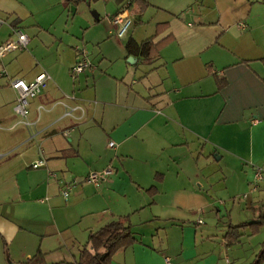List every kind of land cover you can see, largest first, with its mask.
<instances>
[{"label":"crops","instance_id":"obj_1","mask_svg":"<svg viewBox=\"0 0 264 264\" xmlns=\"http://www.w3.org/2000/svg\"><path fill=\"white\" fill-rule=\"evenodd\" d=\"M93 1L0 0V43L16 28L31 38L0 59V264L38 252L75 262L90 233L119 217L137 242L112 264H252L262 229L226 236L249 210L264 212V179L252 188L255 167L264 172V0H142V10L108 0L113 15L130 4L138 22L117 42L88 37ZM130 37L161 47L148 62L128 53ZM80 49L93 65L74 78ZM42 72L49 85L21 119L11 80ZM41 157L47 165L33 168ZM107 168L99 187L85 180ZM231 181L248 202L240 215L236 198L220 197L234 194Z\"/></svg>","mask_w":264,"mask_h":264},{"label":"built area","instance_id":"obj_2","mask_svg":"<svg viewBox=\"0 0 264 264\" xmlns=\"http://www.w3.org/2000/svg\"><path fill=\"white\" fill-rule=\"evenodd\" d=\"M131 5L128 4L124 9L118 11L111 17V23L116 29L118 37L124 36V34L130 29L135 21V13L131 10ZM7 24L5 18L0 17V28ZM31 42L30 36L21 28H16L13 31V36L7 41L0 43V59H3L8 54L14 51H23L28 49ZM82 51V57L72 66L70 74L72 77H77L87 69L91 68L93 63L85 58V51ZM6 74V72L4 71ZM51 76L42 72L38 74L34 80L27 81L23 78H14L11 80L12 87L17 91L18 96L14 105V113L21 119H26L30 114L31 100L39 97L44 93L49 85ZM114 141L109 142V146L113 147ZM43 155V153H42ZM47 165L46 160L41 157L31 164L33 168H41ZM112 168H107L100 171H92L86 177L85 180L97 187H99L105 180H107L113 174ZM53 177H57L55 174H51ZM264 172L262 168L255 167L254 180L252 182V188L255 190L257 183L263 180ZM77 184V181L70 184L63 182L62 193L67 196L72 188ZM166 264H173L170 258H166Z\"/></svg>","mask_w":264,"mask_h":264},{"label":"trees","instance_id":"obj_3","mask_svg":"<svg viewBox=\"0 0 264 264\" xmlns=\"http://www.w3.org/2000/svg\"><path fill=\"white\" fill-rule=\"evenodd\" d=\"M137 3L144 8L145 1L130 0V3ZM165 27V25H161ZM160 28V26L158 27ZM161 43L154 44L152 39L138 42L130 37L126 43L129 54L142 55L144 60L152 61L156 53L159 51ZM128 217H119L107 223L97 231L91 232L89 235L88 245L82 250L79 258L75 262H58L53 264H112L115 254L122 248L129 247L137 242L132 230ZM264 227V212L258 219L249 222H243L239 225H230L227 238L229 244L235 243L240 237V230L249 228L252 234H257ZM264 263V243L252 264ZM28 264H48L42 252H38Z\"/></svg>","mask_w":264,"mask_h":264},{"label":"rangeland","instance_id":"obj_4","mask_svg":"<svg viewBox=\"0 0 264 264\" xmlns=\"http://www.w3.org/2000/svg\"><path fill=\"white\" fill-rule=\"evenodd\" d=\"M93 2H94V4L91 5L92 7L89 6L91 8L87 11L88 13H86V15H83L82 16V14L80 13V16H82V20L84 21V24L83 25H85V24L86 25H88V24L89 25L90 24H94L93 27L89 28L88 37H90V33L91 32L96 31L98 34L101 35V37L106 35L108 37V39H110L113 42H117V40H120L121 41L122 39H124L125 36L128 33L126 32L122 38H119L117 36V34H116V29L113 28V26H112L111 17L113 16V14H111V11L109 10L110 4H109L108 0H94ZM95 3H98L100 5H95ZM74 7H76V6H74ZM94 11L100 13V15H101L98 20H96V18L94 16ZM88 20H89V23L87 22ZM137 25H138V22L136 20V21H134L133 25L130 27V29L128 30V32H130V30L132 31L134 28H136ZM109 44H112V43H109ZM96 46H98V45H96ZM217 165L219 167L220 166H223L224 167V164L222 162L217 163ZM215 180H216V183H217L215 187L218 188L219 190H222L221 192H225V190H223L225 188V181H226L225 176H218V173L216 172ZM230 184H231V187L230 186L228 187V184H227V187H228L229 191H233L232 193H234V191H238L237 190L238 188L235 185L236 183H234L233 181H231V183H229V185ZM241 191L242 192H235L232 195L234 197H232V196H229L228 197L227 195H225V193H223V195L220 196L224 200H227L229 202L228 206H230L231 203L233 204V202H234L233 200H234V198H236L237 202H236L235 208H236V212L238 213V215H240L246 209L247 204H248V202L246 200L241 199L242 196H243L242 193L245 192L244 190H241ZM259 192H261V191H259ZM259 192L257 194H254L252 196V197L255 198V200H257L259 198V195H260ZM248 215L249 216L247 218H245V220H247V221H253L254 219L253 218H250V217H252V215H254V213H253L252 210L251 211L250 210L248 211ZM261 229H260L261 230L260 231L261 237H262V239H264V227H262Z\"/></svg>","mask_w":264,"mask_h":264},{"label":"water","instance_id":"obj_5","mask_svg":"<svg viewBox=\"0 0 264 264\" xmlns=\"http://www.w3.org/2000/svg\"><path fill=\"white\" fill-rule=\"evenodd\" d=\"M94 16H95V18L99 17V15H98V13L96 11H94ZM131 59H133V58L131 57Z\"/></svg>","mask_w":264,"mask_h":264}]
</instances>
